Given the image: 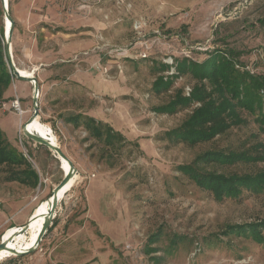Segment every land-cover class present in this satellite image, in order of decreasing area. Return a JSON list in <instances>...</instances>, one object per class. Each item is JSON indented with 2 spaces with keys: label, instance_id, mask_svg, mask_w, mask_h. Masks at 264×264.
<instances>
[{
  "label": "rangeland",
  "instance_id": "374dc122",
  "mask_svg": "<svg viewBox=\"0 0 264 264\" xmlns=\"http://www.w3.org/2000/svg\"><path fill=\"white\" fill-rule=\"evenodd\" d=\"M8 7L15 64L37 77L39 117L52 127L80 178L62 198L38 247L0 264H52V250L63 239L58 232L66 234L70 226L78 228L67 240L76 244V264H264V229L237 227L264 220V192L243 189L220 200L181 170L207 150L264 144L257 115L244 111L246 123L190 146L168 131L193 106L173 114L154 110L177 89L184 95L186 86L193 89L195 79L178 74L177 60L184 57L203 61L224 53L241 69L264 74V0H9ZM5 12L1 1L4 25ZM158 76L173 81L168 91L153 88ZM12 84L0 103V129L17 159L32 166H0V241L25 175L12 179V171L37 170L39 161L43 182L53 188L64 176L60 159L20 132L34 112L33 82L16 78ZM17 98L22 114L13 106ZM78 113L95 118L102 137L67 121ZM197 166L244 173L264 169V161ZM229 226L236 228L227 232Z\"/></svg>",
  "mask_w": 264,
  "mask_h": 264
},
{
  "label": "trees",
  "instance_id": "16d2710c",
  "mask_svg": "<svg viewBox=\"0 0 264 264\" xmlns=\"http://www.w3.org/2000/svg\"><path fill=\"white\" fill-rule=\"evenodd\" d=\"M262 22L264 23V18ZM3 43L4 24L0 21V103L9 97L12 83L17 78L9 68ZM237 63L226 54L219 52L210 54L203 61L189 57L177 60L178 74H190L195 79V84L189 96L184 95L183 89L180 88L167 103L154 107L156 112L173 114L181 108L193 106L190 115L179 126L168 131L171 138L190 146L210 141L226 133L232 126L246 123L247 119L242 115L244 111L257 115L260 123L264 125V74L241 69L236 66ZM172 83L171 79L158 76L153 88L157 92L168 91ZM67 117V121L74 122L78 126L83 123L91 133L102 137L103 131L92 116L78 113ZM107 130L113 131L110 126ZM14 150L16 149L0 129V166L23 163L32 166L27 160L17 159ZM260 161H264L263 143L254 146V150L228 152L207 150L199 154L193 163L181 166V170L198 185L212 189L218 199L222 200L226 196H238L243 189L264 192V169L226 174L202 170L197 165L200 163L228 165L236 162ZM18 173L25 175L20 177ZM14 177H20L23 183H34L31 178H39L34 168L12 171L10 178L14 179ZM237 227L243 231L260 232L264 229V220ZM235 228L229 226L227 232L230 229L234 231Z\"/></svg>",
  "mask_w": 264,
  "mask_h": 264
},
{
  "label": "water",
  "instance_id": "95a60500",
  "mask_svg": "<svg viewBox=\"0 0 264 264\" xmlns=\"http://www.w3.org/2000/svg\"><path fill=\"white\" fill-rule=\"evenodd\" d=\"M1 1H3V0H1ZM4 5H5V9H6V12H5L6 17L5 18H9L11 23H12L11 24L12 28H11V32H10V36L12 37L14 20L11 18L10 14H9V7L6 4H4ZM4 45H5V52H6V60L8 62L9 68L12 71V73L19 79L20 78L28 79L31 82H33V85H34V95H33L34 112H33L32 116L28 119V121H33L35 119V117L39 116V104H38V97L39 96H38V94L40 91V85H39V82L37 81V77L35 75L32 78L25 77L21 74L20 70L17 68V65L15 64V61L13 58V52L11 50V45H12L11 39L9 40V38L7 37L5 25H4ZM23 125H20V128H21V131L25 135H27L30 139H32L33 141H35L37 143L46 145L53 152L55 157H57L58 159H60L59 156L67 159L71 165V168L69 171H65L63 178L52 189L51 196L49 197V201L51 203V213L47 214L45 222H44L41 230L39 231L37 238H36L35 242L32 244L31 248H28L26 250H17L15 248L11 247L9 244L10 241L15 240L19 234H22V233H25L28 231V229L30 228V225L27 222L25 224H23L20 227V229L12 232V234L10 236H8L7 238H4V235H2V239L0 241V251L3 248H8V249L15 251L17 254L28 253V252H31L32 250H34L35 248L38 247L41 240L43 239V236L48 231L49 225L52 223V220L56 216V214H53V213L56 212L57 207L60 203L61 191L66 186V184L70 181V179L75 175V173L78 172V170L74 166L73 162L67 157V155L63 152V150L61 149V147L59 145L54 144L51 140H48L47 138H45L44 136H42L40 134L31 132L29 130V128L27 127V124L25 126H23ZM61 167L63 168V164H61Z\"/></svg>",
  "mask_w": 264,
  "mask_h": 264
},
{
  "label": "bare ground",
  "instance_id": "6f19581e",
  "mask_svg": "<svg viewBox=\"0 0 264 264\" xmlns=\"http://www.w3.org/2000/svg\"><path fill=\"white\" fill-rule=\"evenodd\" d=\"M3 3L6 4L7 6H9V0H3ZM4 23H6L5 24L6 34L10 40L11 39L10 32H11V28H12V25H11L12 23H11L9 18H5ZM11 50H12V45H11ZM19 70H20L21 74L25 77L32 78L34 76L32 71H29L26 69H20V68H19ZM26 124H27V127L29 128V130L31 132L40 134V135L44 136L45 138H47L48 140H51L54 144L59 145L57 136H56L54 130L52 129V127L49 126L47 123L43 122L39 116L35 117V119L33 121H27L24 124V126ZM59 158H60V163L63 164V168L61 167L63 173H65V171H69L71 168L69 161L67 159L61 157V156H59ZM79 178H80V174L77 172L70 179V181L66 184V186L61 191L60 202H61L62 198L64 197V195L69 190L72 189L73 184ZM49 197L46 198L45 200H43L39 204V206L36 208L37 210L34 209L35 211L30 215V218L27 222V223H29L30 228L28 229L27 232L19 234L15 240L10 241L9 244L11 247H13L17 250H26L28 248H31L32 244L35 242L37 235H38L39 231L41 230V228L45 222L47 214L51 213V203L49 201ZM20 227L21 226L14 227V228H8L7 230H5L4 238H7L8 236H10L12 234V232L20 229ZM16 254L17 253L11 249L3 248L0 251V260L4 259L7 256L16 255Z\"/></svg>",
  "mask_w": 264,
  "mask_h": 264
},
{
  "label": "crops",
  "instance_id": "0c3cea01",
  "mask_svg": "<svg viewBox=\"0 0 264 264\" xmlns=\"http://www.w3.org/2000/svg\"><path fill=\"white\" fill-rule=\"evenodd\" d=\"M51 152V150H50ZM53 156V152H51ZM57 158V157H56ZM38 159L41 161V159L38 157ZM43 163H39L38 161V177L33 179L32 182L34 183H22L20 190L14 195L12 200V211L9 216L6 217V220L4 221V224H8V227H16V226H22L25 224V222H28L30 215L37 210L38 204L43 201L42 198L48 197L50 193L52 192L53 187L45 184L43 181L45 180V174H44V166ZM39 189V190H38ZM46 194L45 196H43ZM35 209V210H34ZM7 227V229H8ZM74 227V228H73ZM6 229V230H7ZM78 228L76 226H70L69 231L66 234H63L60 230L58 232L63 239L59 243L60 249L53 248L51 255H53L51 258V263L56 264L57 260H63L66 263L64 264H76L77 259L79 257V252H77L74 247H76L75 242L73 244H67V240L76 234ZM66 247V248H65ZM73 249V250H71ZM59 250V251H58ZM67 250V251H64ZM71 250V251H70ZM3 260H0V263Z\"/></svg>",
  "mask_w": 264,
  "mask_h": 264
},
{
  "label": "built area",
  "instance_id": "2783aa9c",
  "mask_svg": "<svg viewBox=\"0 0 264 264\" xmlns=\"http://www.w3.org/2000/svg\"><path fill=\"white\" fill-rule=\"evenodd\" d=\"M169 63H174V60H171V61H169ZM236 66L237 67H242L240 64H236ZM245 68V67H244ZM245 69H247V70H249V71H252V70H250V68L249 67H246ZM175 72V70H174V68H172V70H171V72L170 73H174ZM253 73V72H252ZM186 95H190L191 94V92H192V88L190 87V86H186ZM13 106L16 108V110H18L21 114L23 113V109H22V106H21V102H20V99L19 98H17V99H15L14 100V102H13ZM20 132H21V128H20ZM24 153H25V155H28V151L27 150H24ZM29 156V155H28Z\"/></svg>",
  "mask_w": 264,
  "mask_h": 264
}]
</instances>
